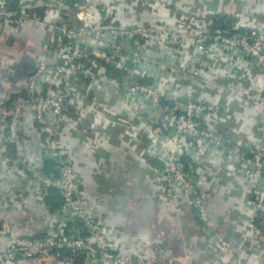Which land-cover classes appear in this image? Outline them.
I'll return each mask as SVG.
<instances>
[{
    "label": "built area",
    "instance_id": "built-area-1",
    "mask_svg": "<svg viewBox=\"0 0 264 264\" xmlns=\"http://www.w3.org/2000/svg\"><path fill=\"white\" fill-rule=\"evenodd\" d=\"M70 1L0 0V31L16 33V46L30 36L31 21L39 22L41 6L47 31L27 75L0 40V264H156L151 243L131 250L104 221L64 140L75 136L97 151L108 141L102 129L116 122L148 168L159 203L176 214L182 202L195 209L216 262L262 264L264 0H227L217 9L216 0H75L76 7ZM195 1L201 9L190 7ZM131 13L151 18L129 20ZM219 14L232 22L217 25ZM150 54L174 60L160 67ZM109 88L118 90L124 108L109 107ZM153 109L156 119L149 118ZM194 141L213 152L221 170L232 164L227 185L251 184L243 189L251 195L231 207L243 215L238 235L218 231L211 189L201 185L200 162L189 151ZM53 191L57 209L45 199ZM33 197L41 198L36 212ZM43 216L49 225L43 235L20 229L23 218Z\"/></svg>",
    "mask_w": 264,
    "mask_h": 264
},
{
    "label": "crops",
    "instance_id": "crops-1",
    "mask_svg": "<svg viewBox=\"0 0 264 264\" xmlns=\"http://www.w3.org/2000/svg\"><path fill=\"white\" fill-rule=\"evenodd\" d=\"M195 1L190 7L195 10L201 9V5ZM227 0H220L211 5V8H224ZM189 4V1H186ZM70 5L76 7V1H70ZM210 8V5L207 9ZM36 12L41 16L39 22L29 24V35L24 37L23 41L16 46V33L0 31L1 46L8 48L9 52H14V48L24 65H35L37 63L36 47L39 48L46 40L45 28V8L42 6ZM129 20L141 18L143 21L151 18L148 14L131 13ZM69 25L73 26L76 20H68ZM46 31V32H45ZM55 45V43H53ZM17 47V48H16ZM35 50V51H34ZM151 59H158L163 64L171 63L174 60L172 55L150 54ZM24 68V67H23ZM145 68V67H143ZM151 72H157L153 67H147ZM32 69H28L31 71ZM109 97L111 98V109L124 108L118 96V90L109 88ZM179 95V93H178ZM177 95V96H178ZM212 99V98H211ZM217 98L212 101L217 102ZM239 108V107H238ZM236 108V110H238ZM244 112L242 109L241 113ZM246 118H250V112H245ZM160 112L153 109L150 111L151 119H156ZM234 128V135L237 136L238 129L236 124H228ZM226 127L223 130L229 129ZM108 135L104 148L92 151L89 144L79 141L75 136L65 137V143L68 151L72 155L77 165L78 171L85 182L86 194L92 200L98 203L97 210L104 221L111 224L118 231L121 240L129 245L131 250H139V242H148L152 244L150 258L156 264H219L216 262L215 254L209 244L202 238L196 223L195 209L186 202H182L179 212L176 214L172 209L159 203L156 193L149 184L150 172L141 158L138 157L136 150L129 149L127 142L130 140L124 132V127L120 123L106 124L102 129ZM248 130L255 133L253 122L248 123ZM75 135V134H74ZM233 137V138H235ZM194 141L190 147V154L199 160L198 177L202 181V186H207L214 200V216L217 221L218 231L224 235H238L240 228L238 221L243 217L237 209L231 210V207H240L242 195H251L250 183H246L243 188L240 184L234 188L228 184L231 165L222 170L216 166L217 158L205 144H199ZM93 161H96L94 163ZM212 161V162H211ZM160 160L153 161L155 165L160 164ZM101 165V167H95ZM220 171V172H219ZM219 172L220 182L214 181V177ZM246 192H243V189ZM229 198V199H228ZM39 197L30 198V207L36 212L37 201ZM231 202V206H229ZM249 204V203H248ZM247 202L245 205L248 206ZM244 206V205H243ZM14 216H18L15 212ZM21 230L43 235L49 228L48 221L43 217H36L34 221L20 220ZM0 241V246H1ZM68 252H63V256ZM33 264H59L54 259H44L35 261ZM264 264V251L262 257Z\"/></svg>",
    "mask_w": 264,
    "mask_h": 264
},
{
    "label": "trees",
    "instance_id": "trees-1",
    "mask_svg": "<svg viewBox=\"0 0 264 264\" xmlns=\"http://www.w3.org/2000/svg\"><path fill=\"white\" fill-rule=\"evenodd\" d=\"M11 6L15 9H19V4L17 1H12L11 3ZM216 23L217 25L219 26H223L224 24V21H229V23L232 22V20L230 18H228L227 15H221L219 14L217 17H216ZM111 71V74L113 76H118L119 77V73L116 72V71H113V70H110ZM46 201L49 205H51L52 209H57L60 205H61V200H60V197L59 195L56 193V192H51L49 196H47L46 198ZM262 230H263V234H264V225L262 226ZM65 254V252H64ZM66 255H70V253L66 254Z\"/></svg>",
    "mask_w": 264,
    "mask_h": 264
},
{
    "label": "water",
    "instance_id": "water-1",
    "mask_svg": "<svg viewBox=\"0 0 264 264\" xmlns=\"http://www.w3.org/2000/svg\"><path fill=\"white\" fill-rule=\"evenodd\" d=\"M17 48V47H16ZM17 50V49H16ZM9 56V61L10 62H13L14 61V59L18 56V54L14 51V52H10V55H8ZM21 61V60H20ZM20 65H21V68H22V74L23 75H27L28 74V69H35V66H36V64L35 65H33V64H30V65H28V66H26V65H24L23 64V62L21 61L20 62ZM24 67V68H23Z\"/></svg>",
    "mask_w": 264,
    "mask_h": 264
},
{
    "label": "flooded vegetation",
    "instance_id": "flooded-vegetation-1",
    "mask_svg": "<svg viewBox=\"0 0 264 264\" xmlns=\"http://www.w3.org/2000/svg\"><path fill=\"white\" fill-rule=\"evenodd\" d=\"M14 60H17L18 63L20 64V62H21V61H20V60H21V59H20V55H18Z\"/></svg>",
    "mask_w": 264,
    "mask_h": 264
}]
</instances>
